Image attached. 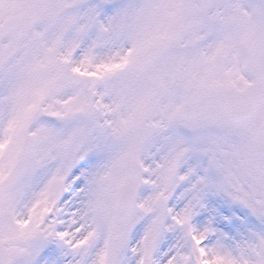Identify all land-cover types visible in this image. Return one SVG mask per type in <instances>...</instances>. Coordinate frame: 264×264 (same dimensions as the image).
<instances>
[{
  "label": "snow or ice",
  "instance_id": "snow-or-ice-1",
  "mask_svg": "<svg viewBox=\"0 0 264 264\" xmlns=\"http://www.w3.org/2000/svg\"><path fill=\"white\" fill-rule=\"evenodd\" d=\"M0 264H264V0H0Z\"/></svg>",
  "mask_w": 264,
  "mask_h": 264
}]
</instances>
